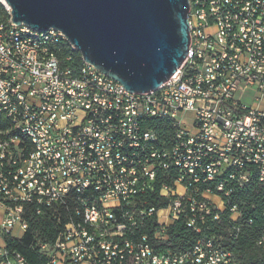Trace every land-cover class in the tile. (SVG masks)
<instances>
[{
    "label": "built area",
    "instance_id": "1",
    "mask_svg": "<svg viewBox=\"0 0 264 264\" xmlns=\"http://www.w3.org/2000/svg\"><path fill=\"white\" fill-rule=\"evenodd\" d=\"M0 3V237L25 233L35 206L57 213L55 238L36 236L48 263L243 264L214 234L185 250L151 238L180 216L200 231L228 205L237 219L226 197L264 182V0H190L188 54L150 91L74 63L62 30L18 24ZM157 190L167 206L149 203ZM0 264L26 258L5 246Z\"/></svg>",
    "mask_w": 264,
    "mask_h": 264
},
{
    "label": "water",
    "instance_id": "2",
    "mask_svg": "<svg viewBox=\"0 0 264 264\" xmlns=\"http://www.w3.org/2000/svg\"><path fill=\"white\" fill-rule=\"evenodd\" d=\"M11 18L58 28L83 58L132 91L173 75L191 41L190 0H6Z\"/></svg>",
    "mask_w": 264,
    "mask_h": 264
},
{
    "label": "trees",
    "instance_id": "3",
    "mask_svg": "<svg viewBox=\"0 0 264 264\" xmlns=\"http://www.w3.org/2000/svg\"><path fill=\"white\" fill-rule=\"evenodd\" d=\"M0 11L3 17L9 16L4 5L0 3ZM63 55L71 54L74 63H82L81 53L68 46L62 50ZM154 127L163 135L173 132L174 126L166 118L155 119ZM9 127V121L0 114V128ZM172 182V181H170ZM159 181L157 186H159ZM149 203L157 207H165L169 198L161 196L157 191L147 194ZM226 202L235 203L239 208L237 219L232 217L230 205L220 210L219 218L209 215L205 222H201L202 229L197 231L184 216L177 217L167 227L168 238H151L153 244L161 250L176 249L185 250L193 245L197 237L202 234H214L224 247L231 250L237 259L243 264H264V182L253 181L245 187H236ZM35 206L27 210L26 216L30 220L29 229L22 236L6 237V247L12 251L21 252L26 258V264H48L50 255L41 251L36 244L37 234L48 239L55 238L56 214L46 210L42 214L36 213ZM218 211L215 207L214 212ZM156 224L155 221L151 225ZM149 230L151 226L147 227ZM152 232V231H151ZM262 240V241H261Z\"/></svg>",
    "mask_w": 264,
    "mask_h": 264
},
{
    "label": "rangeland",
    "instance_id": "4",
    "mask_svg": "<svg viewBox=\"0 0 264 264\" xmlns=\"http://www.w3.org/2000/svg\"><path fill=\"white\" fill-rule=\"evenodd\" d=\"M255 94H256V88H250V89H248L247 95L244 96V100L247 103H253L254 102V96H255ZM213 199L215 201H217V203H221L220 198L218 196H213ZM162 217H164V216H162ZM13 233L16 236H22L24 234V232L21 230V228L19 227V225H16L14 227Z\"/></svg>",
    "mask_w": 264,
    "mask_h": 264
},
{
    "label": "crops",
    "instance_id": "5",
    "mask_svg": "<svg viewBox=\"0 0 264 264\" xmlns=\"http://www.w3.org/2000/svg\"><path fill=\"white\" fill-rule=\"evenodd\" d=\"M213 198V196H212ZM6 246V240L4 237H0V249H3ZM48 264H65L63 262H57V263H48Z\"/></svg>",
    "mask_w": 264,
    "mask_h": 264
},
{
    "label": "bare ground",
    "instance_id": "6",
    "mask_svg": "<svg viewBox=\"0 0 264 264\" xmlns=\"http://www.w3.org/2000/svg\"><path fill=\"white\" fill-rule=\"evenodd\" d=\"M6 5L10 6L6 0H2Z\"/></svg>",
    "mask_w": 264,
    "mask_h": 264
}]
</instances>
